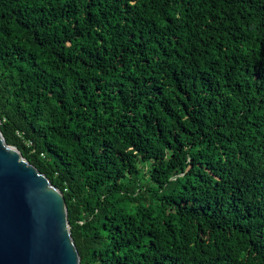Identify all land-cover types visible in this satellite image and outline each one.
Returning <instances> with one entry per match:
<instances>
[{
  "label": "trees",
  "instance_id": "16d2710c",
  "mask_svg": "<svg viewBox=\"0 0 264 264\" xmlns=\"http://www.w3.org/2000/svg\"><path fill=\"white\" fill-rule=\"evenodd\" d=\"M0 129L81 264H264V0H0Z\"/></svg>",
  "mask_w": 264,
  "mask_h": 264
},
{
  "label": "water",
  "instance_id": "95a60500",
  "mask_svg": "<svg viewBox=\"0 0 264 264\" xmlns=\"http://www.w3.org/2000/svg\"><path fill=\"white\" fill-rule=\"evenodd\" d=\"M0 264H81L64 193L1 129Z\"/></svg>",
  "mask_w": 264,
  "mask_h": 264
}]
</instances>
